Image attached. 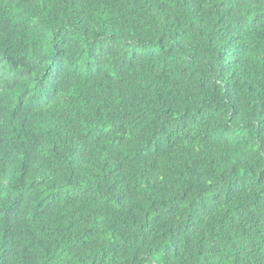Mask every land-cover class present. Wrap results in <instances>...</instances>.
I'll return each mask as SVG.
<instances>
[{"label":"trees","instance_id":"1","mask_svg":"<svg viewBox=\"0 0 264 264\" xmlns=\"http://www.w3.org/2000/svg\"><path fill=\"white\" fill-rule=\"evenodd\" d=\"M0 264H264V0H0Z\"/></svg>","mask_w":264,"mask_h":264}]
</instances>
